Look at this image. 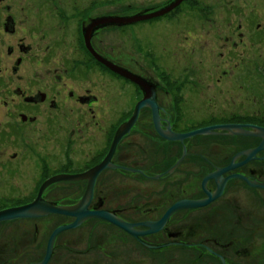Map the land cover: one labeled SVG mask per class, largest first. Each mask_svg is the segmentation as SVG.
Instances as JSON below:
<instances>
[{"label":"flooded vegetation","instance_id":"1","mask_svg":"<svg viewBox=\"0 0 264 264\" xmlns=\"http://www.w3.org/2000/svg\"><path fill=\"white\" fill-rule=\"evenodd\" d=\"M184 1L152 19L174 16ZM74 2L0 0V139L30 144L23 130L37 125L45 131L42 138L53 137L59 146L61 132L76 135L87 118L70 115L98 102L96 66L134 86L137 100L132 111L109 125L101 148H91L79 159L66 154V161L37 180L34 190L0 201V212L25 207L35 202L49 179L67 177L48 184L40 197L69 215L0 221V264H258L248 258L264 251V188L252 187L244 178L264 183L259 177L264 175V149L247 160L261 141L250 133H257L253 127L264 129L263 124L248 114H234L188 128L180 120L183 93L178 80L160 77L172 103L166 109L160 80H145L108 60L104 47H93L97 36L107 37L105 26L117 25L106 23L108 18L132 15L107 14L103 0ZM94 54L135 81L108 69ZM145 99L156 103L159 131L153 111L144 105L112 148L119 126L132 119L135 106ZM145 109L152 132L145 121L144 132L137 129L145 142L125 143ZM201 129L209 130L190 138H166ZM232 143L237 144L234 149ZM42 153L35 157L44 161L47 153ZM17 156L13 151L8 159Z\"/></svg>","mask_w":264,"mask_h":264},{"label":"rangeland","instance_id":"2","mask_svg":"<svg viewBox=\"0 0 264 264\" xmlns=\"http://www.w3.org/2000/svg\"><path fill=\"white\" fill-rule=\"evenodd\" d=\"M74 1L78 4L81 0ZM103 1L107 14L129 16L160 9L173 0ZM110 2L113 3L108 4ZM105 28L107 37L102 40L97 36L93 47L96 50L104 47L108 60L130 68L129 71L133 69L156 84L160 77L178 80L177 85L183 93L179 101L180 120L188 128L234 114H248L264 126V0H185L172 17ZM100 70L99 66L94 69L100 76L97 104L94 108H78V113L73 111L70 117L84 114L87 119L76 135L60 133L63 136L61 146L52 141L53 137L46 138L51 143L44 142L46 139L41 136L45 131L38 125L32 130H23L30 144L17 142L12 145L9 139H0L3 156L0 159V198L3 200L0 201L4 203L34 190L37 180L46 179V174L58 169L66 156L79 159L87 150L101 148L109 125L122 119L123 113L132 111L138 96L135 87L110 78ZM159 82L165 100L162 103L166 109H171L172 103L164 95L162 81ZM86 84L83 82L84 86ZM147 110L141 111L146 116L143 114V120L137 123L139 127L136 125V131L125 143L145 142L137 129L144 132L145 121L149 126ZM68 142L74 143L67 150L74 151L70 154L64 153ZM231 145L234 149L237 144ZM13 151L18 156L8 159ZM42 152L47 153L44 161L35 157V153L44 155ZM32 167L34 171L30 173ZM44 168L48 172L43 171ZM259 177L264 180V175ZM253 257L261 263L264 251L253 253L248 262Z\"/></svg>","mask_w":264,"mask_h":264},{"label":"water","instance_id":"3","mask_svg":"<svg viewBox=\"0 0 264 264\" xmlns=\"http://www.w3.org/2000/svg\"><path fill=\"white\" fill-rule=\"evenodd\" d=\"M183 0H175L173 1L172 4H170L168 7L162 8V10L157 11V12H151V13H140L137 15H132L129 17H118V18H108L106 23H114V24H122V25H130L133 23H138L141 21H146V20H152V18H156L159 16H162L164 13H167L169 11H171L174 7L178 6ZM87 45L89 47V42L87 41ZM95 55V54H94ZM96 60L97 61H101L108 69H111L113 72L117 73V74H122L125 77L129 78L131 81H135L133 76H130L129 74H127L125 71L120 70L121 68L117 67L116 65H114L112 62H106L103 61L102 59H100L99 56H96ZM146 93L151 94L150 90L144 85ZM146 100V101H145ZM143 102H139L134 109L133 112V117L130 121H128L127 123L119 126L118 130L115 133V136L113 137V143H112V148L113 146L116 145V143L119 141L120 137L129 130V126L134 122L135 118L137 117V113L139 112V110L141 108L144 107V105H149L151 110L153 111V115H154V124L157 128V116L155 115L156 110H157V106L156 103H154L152 101V99H145ZM254 129H256L257 133H250L255 135L256 137L259 136L261 137V141H260V145L252 151H249L247 153L248 158L247 160H251L252 157L254 156L255 153L258 152V150H262L264 149V129L261 127H253ZM158 129V128H157ZM226 129L230 130V127H226ZM209 129H201L198 131H192L190 133L187 134H179V135H168V137L166 138H171V139H184V138H190V136L196 135V134H201V133H205L206 131H208ZM159 131V129H158ZM231 131V130H230ZM247 160L245 162H247ZM234 167V166H232ZM229 168H231V166H229ZM95 172V171H94ZM233 178H236V176H232ZM65 180L67 179L66 176H62L59 175V177H53L51 179H49L47 182H45L41 189L38 192V196L37 199L35 200L34 203L29 204L25 207H21V208H16V209H7L5 211H1L0 212V221H5V220H14L16 218H27V217H38L39 215H49V213H63V214H68L69 212H66L64 210H62V208H55L52 206H47L45 205V203H42V199L40 197L41 192L48 187V184L59 181V180ZM244 180L247 182V184H249L252 187H256V188H264V183H257L254 181H250L247 180L246 178H244ZM203 203H195L193 205L199 206ZM83 213H85V211H83ZM82 213V214H83Z\"/></svg>","mask_w":264,"mask_h":264}]
</instances>
